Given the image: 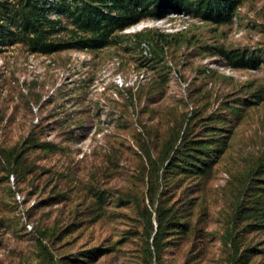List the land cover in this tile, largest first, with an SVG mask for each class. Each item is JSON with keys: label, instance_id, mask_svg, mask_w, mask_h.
<instances>
[{"label": "rangeland", "instance_id": "obj_1", "mask_svg": "<svg viewBox=\"0 0 264 264\" xmlns=\"http://www.w3.org/2000/svg\"><path fill=\"white\" fill-rule=\"evenodd\" d=\"M125 1L30 0L62 45L43 52L16 24L25 0H0V264H264V167L250 179L264 165V0H241L224 23L165 10L180 30L145 16L103 34ZM86 6L105 16L96 27ZM31 129L49 145L15 170ZM176 148L202 152L206 172L180 174L189 228L150 256L133 202L148 205L146 153Z\"/></svg>", "mask_w": 264, "mask_h": 264}, {"label": "trees", "instance_id": "obj_2", "mask_svg": "<svg viewBox=\"0 0 264 264\" xmlns=\"http://www.w3.org/2000/svg\"><path fill=\"white\" fill-rule=\"evenodd\" d=\"M102 2L105 0H101ZM241 0H126L120 2L118 5L119 11L116 15L105 18L104 14L99 9L86 6L87 12L84 21H88L92 27H96L104 19L103 34L109 35L115 30H120L126 26L134 24L139 19L145 16H151L155 18H162L166 15V11L182 13V14H196L207 21L216 23H224L230 20L235 8ZM2 3V2H0ZM151 7V8H150ZM166 10V11H165ZM45 10L39 7L36 3L31 4L30 0H25L24 5L21 7L22 15L18 17L19 24L22 32L27 36L29 46L34 50H41L43 52H51L62 47L60 43L48 42L46 36L42 30V23L49 21L46 19ZM104 42L102 38L101 43L97 42L95 46H100ZM78 45V42L76 43ZM82 44H88L86 41H82ZM66 45V44H65ZM73 46V44L71 45ZM234 53V52H233ZM232 53V54H233ZM237 55V53H234ZM233 54V56H234ZM235 58L242 61L240 65H245L246 60L243 55H237ZM244 62V63H243ZM37 126V125H36ZM49 143L41 141L37 137L34 129H31L25 137H23L19 147H15L11 150V164L15 165V170L24 171L23 163L26 161L25 155L30 150L35 148H45ZM164 152L158 156L157 159L151 154L146 153L149 160V166H142V177L145 171H148L147 184L149 185V191L147 194L148 205L156 206L153 212L149 209L148 205L141 206L139 200L133 202L138 218L140 219L143 229L148 232V235L152 233V244L148 247V252L159 255L163 250L162 239L168 235L165 233L179 234L187 232L189 225L186 216H189V210L192 208L193 202L184 201L179 209L178 201L175 198V189L178 186L180 174H189L191 176L199 177L202 173L206 172L205 166L196 163L202 155V152L197 154L184 153L180 148H176ZM173 151V154L171 155ZM221 151H215L219 154ZM209 155V153H208ZM180 157H185L184 166L178 164ZM188 159L192 161H188ZM195 160V161H194ZM17 166V167H16ZM264 165L255 168L254 173L251 174L250 179L255 178V174H258ZM250 174V173H249ZM154 181V183H153ZM161 181L164 184L161 185ZM159 187H161L159 189ZM250 188V184H247L244 188V194ZM264 191V189H263ZM187 191L184 192V194ZM186 212V213H185ZM154 213L156 221V227L153 231V225L151 222V216ZM151 247L153 251H151Z\"/></svg>", "mask_w": 264, "mask_h": 264}, {"label": "built area", "instance_id": "obj_3", "mask_svg": "<svg viewBox=\"0 0 264 264\" xmlns=\"http://www.w3.org/2000/svg\"><path fill=\"white\" fill-rule=\"evenodd\" d=\"M168 15H169V17H173L174 20H176V17H184V16L188 17L189 16L188 14L175 13V12H173V14H168ZM164 17L156 19L154 24L164 28L165 32H174V31L181 29V27L175 26L173 20H165ZM184 27H186V25ZM141 49H142L143 53H145V54H148L149 50H150L149 46L146 43L141 44Z\"/></svg>", "mask_w": 264, "mask_h": 264}, {"label": "bare ground", "instance_id": "obj_4", "mask_svg": "<svg viewBox=\"0 0 264 264\" xmlns=\"http://www.w3.org/2000/svg\"><path fill=\"white\" fill-rule=\"evenodd\" d=\"M144 23H145V22H144ZM141 25H142V24H140V26L138 25L137 27H142ZM145 26H146V25H145ZM145 26H144V27H145ZM133 29H136V27H133Z\"/></svg>", "mask_w": 264, "mask_h": 264}]
</instances>
